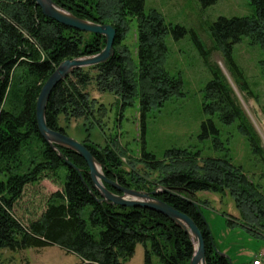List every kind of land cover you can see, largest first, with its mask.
Returning a JSON list of instances; mask_svg holds the SVG:
<instances>
[{
  "label": "trees",
  "instance_id": "obj_1",
  "mask_svg": "<svg viewBox=\"0 0 264 264\" xmlns=\"http://www.w3.org/2000/svg\"><path fill=\"white\" fill-rule=\"evenodd\" d=\"M53 1L79 18L112 25L117 37L115 54L107 63L76 70L54 89L46 112L51 129L66 134L62 120L66 124L91 118L97 122L96 111L101 118L104 116L106 108L100 105L98 109V101L90 93L92 87L101 94H113L123 107L134 106L139 99L144 119L153 108L183 95L182 78L173 76L165 67L166 37L171 31L179 39L186 29L170 28L156 10L146 14L145 0ZM218 1L201 0L205 7ZM249 1L254 8L252 16L221 17L210 26L211 49L205 48L195 32L192 39L208 66L211 54L221 53L238 84L253 95L234 57L235 46L245 39L251 46L264 49V0ZM134 20L137 21V62L123 44ZM105 46L103 36L81 32L46 17L35 0H0V176L5 178L0 181V250L58 246L77 255L84 264H125L134 257L138 244L147 248L150 241L147 264H151L153 255L163 264H190L194 248L181 228L147 209L99 204L84 183L93 189L86 161L73 151L61 149L82 170V178L39 132L37 100L55 69L67 59L98 54ZM210 69L214 79L206 88L204 105L210 119L203 124V137H209L210 132L220 135L216 120L225 126H235L264 164L261 139L242 111L234 90L218 67L210 63ZM145 136L143 121V162L157 170L162 163L146 151ZM82 143L100 162L108 179L138 191L155 189L143 179L128 178L122 169L121 156L109 145L102 148L89 144V140ZM165 157L172 165L182 164L177 168L173 165L163 177L161 184L168 191L157 198L193 219L204 237L208 264L231 263L219 255L203 212L186 196L228 192L240 213L239 219L229 216L228 224L244 228L253 238L264 239V186L250 181L242 167L225 157L204 159L202 169L198 163L200 154L182 150L170 151ZM63 169L66 171L62 176L63 190L48 199L39 219L23 224L14 210L26 186L56 176ZM107 188L118 193L110 185Z\"/></svg>",
  "mask_w": 264,
  "mask_h": 264
},
{
  "label": "rangeland",
  "instance_id": "obj_2",
  "mask_svg": "<svg viewBox=\"0 0 264 264\" xmlns=\"http://www.w3.org/2000/svg\"><path fill=\"white\" fill-rule=\"evenodd\" d=\"M152 10L158 11L170 28L180 27L187 31L179 39H176L171 31L166 37L168 56L165 67L173 76L182 78L183 95L171 98L162 107L153 108L144 119L139 99L134 106L123 107L113 94H101L92 87L90 93L92 98L98 101V109L100 105L106 108L104 116L101 118L100 112L96 111L97 122L91 118L74 120L66 124L62 120L66 135L80 143L89 140V144L102 148L109 145L121 156L122 169L127 177L143 179L150 187L155 188L153 191L164 189L167 192L161 180L171 171L173 165L176 168L181 167L182 162L172 165L165 157L168 152L175 150L186 151L192 155L200 154L198 163L202 169L204 159L230 158L234 165L243 168L250 181L264 186V164L253 154L247 138L240 134L235 126H225L216 120V129L220 135L210 132L209 137H203V124L210 119L204 105L206 88L214 79L210 69L211 63L221 70L223 77L234 90L242 111L255 128L264 149V49L251 46L246 39L234 48L235 61L244 73L253 94L251 95L244 91L232 76L221 53L213 52L208 66L192 39V32H195L205 48L211 49L213 43L210 38V26L221 17L230 19L252 16L254 8L250 1L219 0L216 4L205 7L201 0H145L146 14ZM123 44L128 47L134 61L137 62L136 20L132 22ZM14 97L16 96L11 98ZM143 121L146 126L145 149L162 163L157 170H152L143 162ZM65 174L66 171L63 169L56 176L50 175L37 184L26 186L14 210L23 224L27 225L42 216L48 199L54 193L63 190L62 176ZM4 179L0 176V181ZM188 197L186 196L189 202L203 212L216 247L231 259L232 264H246L252 259L258 260L257 255L264 251V239L253 238L244 228L228 224L229 216L240 218L234 199L228 192L223 194L198 192L195 196ZM96 236L99 237V234ZM147 248L151 249L150 241ZM147 248L142 243L138 244L134 257L125 264H147ZM77 263L82 264L77 255L58 246L20 251L0 250V264ZM151 264L163 263L158 256L153 255Z\"/></svg>",
  "mask_w": 264,
  "mask_h": 264
},
{
  "label": "water",
  "instance_id": "obj_3",
  "mask_svg": "<svg viewBox=\"0 0 264 264\" xmlns=\"http://www.w3.org/2000/svg\"><path fill=\"white\" fill-rule=\"evenodd\" d=\"M35 2L46 17L66 27L103 36L106 40V46L100 53L67 59L62 62L44 84L36 104V119L41 136L58 153L59 157L69 164L70 167L74 168L82 178V170L66 158L61 149L73 151L86 161L93 189L85 181L84 183L99 204L147 209L163 215L190 237L194 248V255L191 258L190 264H208L204 237L193 219L171 205L157 199L159 193L165 192L164 189L144 192L122 187L118 182L112 181L104 175L102 165L83 143L48 126L46 118L47 105L54 89L76 70L107 63L115 54L114 45L117 31L112 25L98 24L94 21L79 18L53 0H35ZM107 185L112 186L118 193L110 191ZM94 191L97 192L99 198ZM217 252L220 256L227 258L232 264L231 259L227 255L218 249Z\"/></svg>",
  "mask_w": 264,
  "mask_h": 264
},
{
  "label": "built area",
  "instance_id": "obj_4",
  "mask_svg": "<svg viewBox=\"0 0 264 264\" xmlns=\"http://www.w3.org/2000/svg\"><path fill=\"white\" fill-rule=\"evenodd\" d=\"M258 260H254L253 264H264V251L257 255Z\"/></svg>",
  "mask_w": 264,
  "mask_h": 264
},
{
  "label": "crops",
  "instance_id": "obj_5",
  "mask_svg": "<svg viewBox=\"0 0 264 264\" xmlns=\"http://www.w3.org/2000/svg\"><path fill=\"white\" fill-rule=\"evenodd\" d=\"M260 253V252H259ZM81 260V259H80ZM81 262H82V264H84V262L81 260ZM254 263V261H253V259H252V261H250V262H248V263H246V264H253ZM77 264H80V263H77ZM87 264H89V263H87Z\"/></svg>",
  "mask_w": 264,
  "mask_h": 264
}]
</instances>
